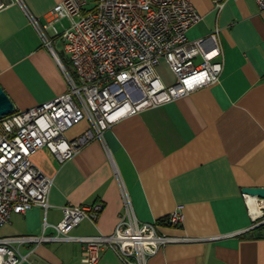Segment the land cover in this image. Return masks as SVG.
Returning <instances> with one entry per match:
<instances>
[{
    "label": "crops",
    "instance_id": "1",
    "mask_svg": "<svg viewBox=\"0 0 264 264\" xmlns=\"http://www.w3.org/2000/svg\"><path fill=\"white\" fill-rule=\"evenodd\" d=\"M63 1L24 0L43 25ZM191 1L201 20L188 38L220 30L225 58L220 82L120 120L104 133V143L93 140L64 162L48 148L37 151L35 165L53 178L50 207L12 214L0 228L1 238L54 236L52 226L63 220L67 206L97 202L103 209L96 221H82L70 235L114 233L124 209L118 175L141 222L166 220L183 206L181 226L159 227L179 241L164 246L149 264H264V230L256 229L252 207L256 202L242 192L264 188V11L255 0H222L221 11L215 0ZM67 25L65 20L54 24L59 33ZM46 32L54 37L50 29ZM160 67L172 74L165 61L157 73ZM0 85L18 110L67 91L56 61L17 5L0 12ZM87 128L83 122L66 137L75 139ZM18 249L29 255L21 264H83L79 242ZM97 264L123 263L104 249Z\"/></svg>",
    "mask_w": 264,
    "mask_h": 264
},
{
    "label": "built area",
    "instance_id": "2",
    "mask_svg": "<svg viewBox=\"0 0 264 264\" xmlns=\"http://www.w3.org/2000/svg\"><path fill=\"white\" fill-rule=\"evenodd\" d=\"M255 2L264 11V0ZM214 3L221 11L222 0ZM10 5L23 10L41 37L65 78L67 91L50 102L0 118V228L12 214L50 207L53 178L35 165L37 151L48 148L64 162L93 140L104 143V133L120 120L216 85L224 71L218 28L205 37L188 38L189 29L201 20L191 0H64L49 12L44 25L24 0H0V12ZM62 20L68 25L59 33L54 24ZM47 29L54 39L65 42L72 71L60 59ZM162 61L175 76L170 86L157 73ZM83 122L88 128L69 140L67 132ZM117 178L124 209L114 233L71 236L82 221L95 222L103 204L70 205L63 220L52 226L54 236L0 237V264L27 261L29 255L22 254L19 245L60 241L82 243L83 264H97L104 249L113 250L123 264H149L164 246L179 241L160 233L157 222L137 218L128 191ZM244 195L256 202V225L263 224L264 199ZM182 210L178 206L166 223L181 226Z\"/></svg>",
    "mask_w": 264,
    "mask_h": 264
},
{
    "label": "water",
    "instance_id": "3",
    "mask_svg": "<svg viewBox=\"0 0 264 264\" xmlns=\"http://www.w3.org/2000/svg\"><path fill=\"white\" fill-rule=\"evenodd\" d=\"M16 110L14 102L0 85V118L11 115ZM243 194L250 197L264 199L263 187H247L242 189Z\"/></svg>",
    "mask_w": 264,
    "mask_h": 264
},
{
    "label": "rangeland",
    "instance_id": "4",
    "mask_svg": "<svg viewBox=\"0 0 264 264\" xmlns=\"http://www.w3.org/2000/svg\"><path fill=\"white\" fill-rule=\"evenodd\" d=\"M65 23H68V21L65 20ZM51 39L54 41V47L56 51L58 52L59 56L61 57V59L63 60L64 64L67 66V68L70 71H72V67L70 65V60H69V55L65 50V42L59 39L58 40H54L53 38ZM158 73L160 74L162 80L165 82L166 85L170 86L175 82L172 74L164 67H160L158 69Z\"/></svg>",
    "mask_w": 264,
    "mask_h": 264
},
{
    "label": "trees",
    "instance_id": "5",
    "mask_svg": "<svg viewBox=\"0 0 264 264\" xmlns=\"http://www.w3.org/2000/svg\"><path fill=\"white\" fill-rule=\"evenodd\" d=\"M157 223H158L159 225H164V224L166 225V224H167L165 219L159 220V221H157ZM256 229H257L258 231H262V230H264V224L259 225Z\"/></svg>",
    "mask_w": 264,
    "mask_h": 264
},
{
    "label": "bare ground",
    "instance_id": "6",
    "mask_svg": "<svg viewBox=\"0 0 264 264\" xmlns=\"http://www.w3.org/2000/svg\"><path fill=\"white\" fill-rule=\"evenodd\" d=\"M252 205V204H251ZM252 207H253V205H252ZM256 213H257V211H256Z\"/></svg>",
    "mask_w": 264,
    "mask_h": 264
}]
</instances>
